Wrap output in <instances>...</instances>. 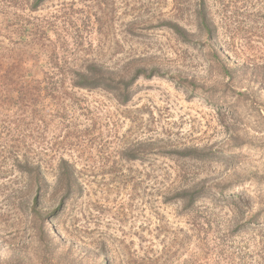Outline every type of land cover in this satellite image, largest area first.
Here are the masks:
<instances>
[{"label": "rangeland", "instance_id": "1", "mask_svg": "<svg viewBox=\"0 0 264 264\" xmlns=\"http://www.w3.org/2000/svg\"><path fill=\"white\" fill-rule=\"evenodd\" d=\"M36 2L0 0V264H264V0Z\"/></svg>", "mask_w": 264, "mask_h": 264}, {"label": "trees", "instance_id": "2", "mask_svg": "<svg viewBox=\"0 0 264 264\" xmlns=\"http://www.w3.org/2000/svg\"><path fill=\"white\" fill-rule=\"evenodd\" d=\"M46 0H37L36 6H40ZM167 26L174 34H176L181 40L185 42H189L188 34L184 29H182L178 24L175 23H167ZM212 24L207 20V18L201 19L199 27L202 30H206L208 33L212 32L211 29ZM28 74L31 73L32 70L29 71ZM25 75L23 77H19L16 79L18 85L22 83V79L28 76L27 72H23ZM32 74V73H31ZM70 76L73 86L80 89H105L112 92H126L129 91L141 78L144 79H152L156 76H160V73L157 69H153L151 71L147 70L146 68H139L137 69L132 75H122L120 72L111 71L109 69L104 68L103 66H99L96 63H92L83 71L79 70H72L68 72ZM30 76V75H29ZM58 78V76H56ZM23 84V83H22ZM21 84V85H22ZM131 96H127L123 101H129ZM182 154H189V155H197L198 152L196 150H189L184 151ZM68 164L65 162L61 166L58 167V176L57 180L61 184L70 185L71 178L73 172L71 168L67 166ZM37 180L42 181L43 175L41 173V169H37L36 174ZM45 180V179H44ZM175 196L180 198L181 200L187 202L189 201L190 204L197 201L200 198V191L196 188L193 189H182L177 191ZM40 202L36 199L35 207H39Z\"/></svg>", "mask_w": 264, "mask_h": 264}, {"label": "bare ground", "instance_id": "3", "mask_svg": "<svg viewBox=\"0 0 264 264\" xmlns=\"http://www.w3.org/2000/svg\"><path fill=\"white\" fill-rule=\"evenodd\" d=\"M18 249V248H17ZM20 249V248H19Z\"/></svg>", "mask_w": 264, "mask_h": 264}]
</instances>
